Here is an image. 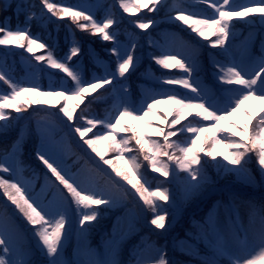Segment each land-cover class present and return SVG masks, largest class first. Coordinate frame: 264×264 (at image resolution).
<instances>
[{
	"label": "snow or ice",
	"instance_id": "6c2138e0",
	"mask_svg": "<svg viewBox=\"0 0 264 264\" xmlns=\"http://www.w3.org/2000/svg\"><path fill=\"white\" fill-rule=\"evenodd\" d=\"M201 2L207 3L214 14L196 18V13L178 9L169 18L183 22L191 32L208 40L209 48H219L220 55L225 60L211 59L213 79L206 84L199 75L201 68L195 49L191 57L182 52L168 50L159 55H151L150 59L156 65L168 70L179 69L181 75L158 77L156 83L160 86L159 90H150L137 106L129 99L130 86L125 83L138 67L137 44L135 41L130 46L121 44L118 33L114 30L118 21L113 14L98 19L93 13L95 5H62L50 0H40L43 9L52 17L58 20L68 18L80 30L88 31L93 36L99 35L102 41L111 43L112 47L106 49V52L115 58L114 70L110 63H105L102 75H93L86 79L77 59L81 55L79 43L72 42L68 52L58 58L48 43L32 34L31 22L36 17V13L32 11L34 5L29 0H19L15 5V14L17 17L23 14L24 22L18 23L15 28L11 26L8 17L0 22V45H14L23 49L35 60V65L29 63L38 72L44 71V68L39 67L44 64L46 68L58 70L63 76L59 81L43 87L35 78L15 80L5 70V66L0 65V81L10 89V92L0 93V130L8 129L12 121L18 118L23 119V114L34 105L57 108L56 113L49 115H62L63 119L59 122L68 128L69 133L78 136L82 145L91 149L102 164L112 169L116 177L131 185L135 190L134 195H138L152 212L150 224L156 229L167 230L166 217L169 214L156 198L173 205L171 190L163 187V183L156 190H151L140 171L137 156L129 155L126 158V154L138 152L148 162L152 172L165 178L164 182H171L174 175L183 172L185 175L181 193L185 200L192 199L207 189L209 181L201 153L221 167L223 172L239 174L245 170L251 159L248 153L256 151L259 171L264 177V127L261 126L264 124V108L259 113L249 112L245 108V103L249 100L264 104V47L261 48L259 56H253L245 46L240 53V59H237L232 52L235 38L234 25L231 23L234 18L247 22L246 18L251 13L264 14V0H252L257 5L255 7L247 4L233 6L231 0ZM162 3L163 0H135V3L129 4L120 0L119 6L124 12L147 8L152 13L159 11ZM131 23L135 28L144 31L154 26L156 21L151 18H138ZM209 35L216 39L209 40ZM152 43L149 40L150 47ZM38 50H43L46 54L37 55ZM66 79H70L71 86L65 83ZM178 88L184 91L181 93ZM109 89L110 94L117 99L114 109L104 118L88 115V104L101 98L99 90ZM69 101L75 103L70 104ZM160 104L169 106L163 118L156 112ZM8 110L16 115L13 116ZM42 110L48 112L47 108ZM241 113L244 114L245 121L242 126H237L231 118ZM150 116H156L159 124L153 125L148 119ZM126 119L133 123L125 124ZM201 121L209 122L208 126H204ZM221 122L230 126L229 135H225L229 129L222 128ZM129 131L131 136L122 135ZM200 133L209 134L206 139L211 141L210 150H206L204 146L196 148L201 139ZM186 134V140L179 142V137ZM150 137H160L163 143ZM174 137L177 139H171ZM132 140L135 141V148L130 144ZM103 141H108V149L117 153L115 158L123 162L122 168L117 167L113 160L105 159V152L98 148ZM21 147L22 141L18 139L9 149L0 153V173L12 177L8 179L0 175V190L30 227L37 240V250L45 264H69L63 258V248L64 241L72 233L69 226L72 206H75L76 232L83 241L94 222H99L101 212L116 207L119 198L95 183L90 174L94 170L73 172L64 158V148L54 145L43 127L40 130V143L35 149V158L44 166L46 173L40 190L36 191L34 184L22 175ZM177 151L180 156L174 154ZM218 156L225 162L223 165H219ZM161 157H166L175 167H170ZM95 170L108 176L117 190L122 188L119 181L112 179L99 164ZM33 178L39 180L38 174L34 173ZM123 191L125 196L129 194L127 189ZM118 227L119 220L113 224L114 231L105 241L108 259L93 258L87 264H120L117 259L120 243L116 231ZM186 237L194 242L189 244L187 254L199 256L196 247L199 242H203L209 249L210 255L201 258L200 264H255L257 258L264 260V210L258 227L253 225L250 228L234 223L230 218L227 227H224L215 214L210 212L199 225V231L186 232ZM250 247L259 248L260 256L249 259L248 255L251 253L247 250ZM156 252L154 257H148L142 250L137 249L134 254L135 264H171L165 249H157ZM27 256V250L15 236L7 211H0V264H32L25 258Z\"/></svg>",
	"mask_w": 264,
	"mask_h": 264
},
{
	"label": "trees",
	"instance_id": "16d2710c",
	"mask_svg": "<svg viewBox=\"0 0 264 264\" xmlns=\"http://www.w3.org/2000/svg\"><path fill=\"white\" fill-rule=\"evenodd\" d=\"M18 2L19 0H0V22L8 17L10 18V24L13 28H15L18 23L23 24L24 15L21 14L17 17L15 14V5ZM50 2L62 5H79L81 3L95 5L93 13L98 19H103L107 14L114 15L118 21L114 30L117 31L121 44L130 46L132 41H135L137 44L136 55L139 58L138 67L128 76L125 82L130 86L129 99L137 106H139L144 96L150 90L154 88L159 90L160 86L156 83L158 77L181 75L179 69L168 70L156 65L154 61L150 59L151 55H159L162 51L168 50L182 52L185 56L191 57L193 55V49H195L198 54V63L201 68L199 75L206 84H209L213 79L212 74L214 69L211 64V59L225 60V57L220 55L219 48H209L207 46L208 40L191 32V29L187 25H184L183 22L169 18L170 16H174L178 9L196 13V18H205L213 15V10L209 8L207 3H202L201 0H163V3L159 6V11L152 13L148 11L139 12L136 10L124 12L119 6L120 0L116 2L112 0H50ZM124 2L131 4L135 3V0H124ZM231 2L233 6L244 4L253 7L257 6L252 0H231ZM29 3L34 5L32 11L36 13V17L31 22L32 34L38 35L42 40L48 43L58 58L63 57L65 53L68 52L72 42H78L81 47V55L77 59L80 62L82 73L86 79H90L93 75H102L103 65L105 63H110L114 70L115 58L109 56L106 52V49L112 47L111 43L102 41L99 35L93 36L88 31L80 30L76 24L71 22L68 18L58 20L56 17H52L50 13H47L46 9H43L40 0H29ZM7 5H12V7H7ZM115 5L118 6L120 11L117 10ZM262 16H264V14L251 13L249 17L246 18L247 22L237 18L231 21L234 25L233 34L235 38L232 43V52L237 59H240V53L245 46H247L249 52L253 56H259L261 48L264 47V21H262ZM138 18H151L156 21V24L150 29L142 31L135 28L131 23V21ZM215 39L216 37L209 35V40ZM149 40L153 42L151 47L149 46ZM36 54L43 55L46 53L43 50H38ZM29 62L31 65L36 64L35 60L23 49L17 48L14 45H0V65L5 66V70L8 71L9 75L15 80L23 81L35 78L37 83L43 87H47L49 83L57 82L63 76L58 70L46 68L44 64L39 65V67L44 68V71L38 72L30 66ZM65 83L71 86L70 79H66ZM177 90L181 93L184 91L179 88ZM3 92H10V89L0 81V93ZM99 93L101 98L92 100V102L88 104L87 114L104 118L114 109L117 99L110 94V89L107 91L99 90ZM250 101L259 102L257 100ZM62 103L63 101H61V104ZM68 103H75V101H69ZM83 107L84 105L82 104L81 108ZM168 107L169 106L165 104L158 105L156 109L157 115L160 117L161 115H159V112H166ZM33 109H35V111ZM42 109L33 106L25 112L28 114L27 117L14 120L8 129L0 130V153H3L5 149H9L14 141L20 139L22 141V175L26 180L34 184L36 191H39L40 185L43 184V176L46 173V169L36 160L35 149L40 143V130L43 127L47 130L50 141L54 145H59L64 148V158L73 172H89V170H94L91 171L90 174L95 183L113 192L114 195L119 198V203L116 207L101 212L99 222H94L86 239L83 241L76 232L75 206H72V211L69 213V226L72 233L70 238L64 241L63 248V258L68 261L69 264H87V261L93 258L101 260L108 259L105 241L114 231L113 224L117 223L118 220L119 227L116 231L118 232L120 243L117 259L120 261V264H135L134 254L137 249L142 250L143 254L148 257H154L157 254V249H165L168 257L170 251H168L167 248L170 246H173V250L177 255L176 264H200L201 258L210 255L209 249L203 242H199L196 245L199 256L187 254L189 244L194 242L188 240L186 232L191 231L195 233L199 231V225L204 222L205 217H207L210 212L215 214L219 223L224 227H227L229 218L234 223H238L245 228H250L253 225L258 227L260 215L262 214V210H264V177L261 176L259 171L257 152L255 155V165L252 166L247 163L245 170L239 174L223 172L222 168H219V166L210 159L212 169L209 171L205 169L209 181V191L207 190L208 192L206 191L207 193H204L205 195L203 196L197 195L192 199H188L192 201L197 199L198 203L186 215L184 223L175 231L173 236L170 237L171 239L169 238L170 240L168 239L166 241V238L149 229V227L139 220L136 207L131 204L128 195L125 196L123 189L117 190L113 187L108 176L103 172L95 170L96 164L84 153V150L79 144L80 140L78 136L70 134L68 128L59 122L63 119L62 115L50 116L49 113L51 112H45ZM8 111L15 116V112L11 110ZM77 111L79 112L80 109ZM148 119L153 125L159 124L156 116H150ZM189 119H191V117H189ZM201 123L204 126H208L209 122L201 121ZM224 124V122H221V127ZM225 126L226 129L229 128L228 133H225V135H229L231 132L230 126L227 124H225ZM261 126L264 127V124ZM203 134L204 133L199 134L201 139L197 142L196 146L203 141ZM122 135L129 136L127 133ZM186 138L187 134L185 136H180L179 142L183 143ZM150 139H155L162 143L160 137H150ZM171 139L175 140L177 138L174 137ZM102 143L99 144L100 148L102 147ZM104 143H106V141H104ZM133 143H135L134 140L130 141L131 146H133ZM211 146L210 141L208 147L211 148ZM129 155L137 156L138 162L140 163V171L147 180L151 190H156L158 185L163 183V187L170 188L172 193L170 186L171 182H164V177H161L159 173L152 172L151 168L148 166V162L144 161L143 157L138 152L133 151L132 153L126 154V158ZM180 155L179 153V156ZM161 159L167 161L166 157H161ZM221 160L223 165L225 162L222 157L218 156L217 161ZM171 167L175 166L173 165ZM219 172L220 174L232 175L233 177L231 179L225 177L213 181V174H218ZM34 173L38 174L39 180L33 178ZM0 175L8 179L12 178L8 174L0 173ZM48 175L50 176V173H48ZM184 175L183 172H178L176 174L180 179V192ZM112 179L114 178L112 177ZM2 193V190H0V211H7L16 238L28 252V256L25 258L30 260L32 264H45L44 258L37 250V240L33 236L30 227L27 225L26 221L17 214H15L14 218L10 215L9 209L12 206L6 204ZM65 194L67 195L66 192ZM156 199L158 203L169 210V204L164 201H159L158 198ZM182 199L185 200L183 196ZM148 215L149 220H151L152 212L150 210H148ZM241 238H243V233H241ZM247 252H250L249 249ZM89 253H91V255ZM245 254L247 255V253Z\"/></svg>",
	"mask_w": 264,
	"mask_h": 264
},
{
	"label": "rangeland",
	"instance_id": "374dc122",
	"mask_svg": "<svg viewBox=\"0 0 264 264\" xmlns=\"http://www.w3.org/2000/svg\"><path fill=\"white\" fill-rule=\"evenodd\" d=\"M113 2H116L117 0H112ZM116 6V5H115ZM117 10L120 11V9L118 8V6H116ZM139 12H146L148 11L147 8H140L138 10ZM203 42V40H202ZM35 106V105H34ZM36 108H47L49 112L51 113H56L57 112V108H52L48 105H44V106H36ZM245 108L249 111V112H254V113H259L261 108H264V104H261V102H253V101H247L245 103ZM16 115V113H15ZM27 113L23 114L24 117H27ZM159 115H161L160 117L163 118L165 116V112L164 111H160ZM171 117H169L170 119ZM236 124L237 126H242V124L245 121V116L243 113L235 115L231 118ZM18 120H20L18 118ZM157 121L159 122V119H157ZM133 122L131 120H125V124L127 125H131ZM163 126V125H161ZM222 127H226L225 124ZM229 129V128H227ZM131 131L127 132V134L129 136L132 135ZM209 134L204 133L202 136L203 141L201 143L198 144V146H196L197 149H199L200 147L204 146L206 147V150H209L210 147H208V143H210V139H206L208 137ZM79 138V137H78ZM162 139V138H161ZM163 143V140H162ZM79 144L81 145L82 149L84 150V153L90 157V159L97 165L99 164V167H101L102 169L106 170L115 180L119 181V184L122 185V189H127L129 194H128V198L131 201V204L133 206L136 207L137 209V213L139 216V220L146 225L147 227H149V229L159 233L160 235H162V237L166 238V241L173 236V234L175 233V231L177 229L180 228V226L184 223V219L186 217V215L194 208V206L197 205L198 200L196 199L195 201L192 200H188L185 201L182 199V194L179 190V177L174 175L170 186L172 189V196L174 198L173 200V205H170V208L168 210V216L166 217V224L168 225L167 230H163V229H156L155 226L150 224V220L148 218V210H150L147 206H145L143 204V201L139 199L138 195H134L135 190L131 188V185H128L125 181L120 180L118 177L115 176V173L112 172V169L108 166V165H104L102 164V162H100L99 157H97L95 155V153L91 152V149H88L86 145H82V142L79 141ZM134 147L135 143L132 144ZM98 148L101 151L105 152V159H111L113 160V163L117 166V167H123L122 161H118L116 160V156L117 153L114 150H109L108 149V141H106V143H102V147L100 148V146L98 145ZM172 151V150H170ZM175 155L179 156L178 151L174 153ZM203 159L205 160L206 163V170L209 171L211 170V164H210V158L204 156L203 153L200 154ZM248 155L251 157V159L249 160V164L254 166L255 165V155H256V151H252L250 153H248ZM170 163V167L173 166L174 164L171 161H168ZM219 165H222V160L219 161ZM175 166V165H174ZM220 168V167H219ZM213 181H217L220 180L222 178H232V175H223L220 174V172L214 173L213 174ZM210 187L207 186V189L202 193V194H198L199 196H203L205 195L208 191H209ZM208 190V191H207ZM207 191V192H206ZM3 192V191H2ZM205 193V194H204ZM2 196L3 193H2ZM4 200L7 204L11 205V203L9 201H7L6 197H4ZM12 207V211L15 212L18 216H20L22 219L23 217L16 211L15 206L11 205ZM19 217V218H20ZM171 239V238H170ZM169 239V240H170ZM168 251H170V253L168 254L169 256L167 257V259L171 262V264H176L177 258H176V253L173 250V246H170L167 248ZM249 253H251V255H248L249 259H253L254 257H259L260 256V250L259 248H249ZM255 264H264V260H260V259H256Z\"/></svg>",
	"mask_w": 264,
	"mask_h": 264
}]
</instances>
